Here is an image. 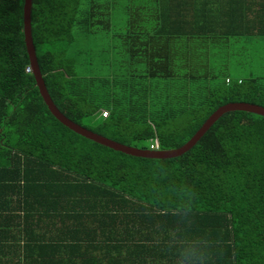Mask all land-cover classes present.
I'll return each mask as SVG.
<instances>
[{
    "label": "trees",
    "instance_id": "1",
    "mask_svg": "<svg viewBox=\"0 0 264 264\" xmlns=\"http://www.w3.org/2000/svg\"><path fill=\"white\" fill-rule=\"evenodd\" d=\"M102 1H32L38 64L70 120L128 146L172 150L224 105L264 107L258 78L226 77L222 93L212 87L193 118L152 113L177 97L154 96L144 84L195 82L192 71L174 69L185 70L182 61L194 54L187 41L264 37V0ZM24 6L0 0V264H181L186 246L197 250L198 264H264V117L227 113L174 159L137 158L88 140L51 114L27 71ZM118 6L131 81L79 76L70 57L76 29L112 31ZM203 77L212 83L219 75Z\"/></svg>",
    "mask_w": 264,
    "mask_h": 264
},
{
    "label": "rangeland",
    "instance_id": "2",
    "mask_svg": "<svg viewBox=\"0 0 264 264\" xmlns=\"http://www.w3.org/2000/svg\"><path fill=\"white\" fill-rule=\"evenodd\" d=\"M88 1L85 0V5L88 4ZM119 1L127 2L130 0H117V2ZM102 2H106V0ZM98 11L102 12L101 10ZM122 12L123 10L118 6L116 16L112 20L113 29L110 32L100 30L95 35H82L81 31L79 32L76 29L77 43L70 51V57L73 58L76 64L79 76L89 78L95 76L113 81L114 79L131 81L130 74L134 67L129 64L124 44L117 38L118 33L126 30V19ZM117 41L120 44L119 46ZM227 41L228 44H215L213 41L210 45L203 44L199 47L197 50L199 54L192 59L196 68L200 70V73L195 74L197 77L195 82L190 80V82L185 81L183 83L180 79L166 82L160 79H144L146 81L144 84L151 85L154 96H166L171 93V97L172 95L177 97H172L169 100L170 102L166 101L167 104L163 107L160 104L157 107L154 106L152 113H159L161 110L164 112L163 109L166 108L168 112L177 111V113H181L188 111L189 114L186 115L193 118L194 113L192 114V110L199 107V103L204 100V96L212 87L221 86L214 89L218 90L219 94L222 93L221 89L225 88L224 80L226 77H229L234 83L241 79L245 84L250 83L251 79L258 78V85L264 89V37H239L227 39ZM179 65L180 63H175L174 69L177 72L179 71L177 73L179 76H183L186 72L185 70H179ZM203 66H208V68H203ZM208 71L219 75L217 82L205 81L203 75H207ZM172 82L173 84H171ZM174 84H178V86ZM130 109L136 111L134 108ZM198 112L203 113L204 111L201 109ZM103 116L105 117V115ZM93 120L86 119L84 124L93 127L100 122V119ZM126 120H129V118L127 117ZM178 124L187 126L188 122L186 118L181 117ZM129 143L132 147L138 145V142L134 141ZM145 144L148 146L149 142ZM154 145L158 146V143L156 142Z\"/></svg>",
    "mask_w": 264,
    "mask_h": 264
},
{
    "label": "water",
    "instance_id": "3",
    "mask_svg": "<svg viewBox=\"0 0 264 264\" xmlns=\"http://www.w3.org/2000/svg\"><path fill=\"white\" fill-rule=\"evenodd\" d=\"M32 1L33 0H25L24 6V32H25V42L26 48L28 52V56L31 63V68L36 80L37 87L39 89L40 95L42 96L46 106L48 107L51 114L66 128L70 129L74 133L91 140L101 146H105L114 151L121 152L123 154L137 157V158H146V159H174L183 156L188 153L191 149H193L197 143L205 136V134L214 126V124L225 114L230 112H247L255 115H259L264 117V107L245 103H230L220 107L216 110L207 120L204 122L202 127L197 131V133L183 146L177 149L172 150H144L132 146H128L112 139H109L105 136L96 134L74 121L67 118L55 105L52 100L47 87L45 85L39 64L36 55L35 46L32 39L31 32V10H32Z\"/></svg>",
    "mask_w": 264,
    "mask_h": 264
},
{
    "label": "crops",
    "instance_id": "4",
    "mask_svg": "<svg viewBox=\"0 0 264 264\" xmlns=\"http://www.w3.org/2000/svg\"><path fill=\"white\" fill-rule=\"evenodd\" d=\"M249 40H252V39H249ZM213 41L212 40H205V39H194V40H190V41H187L188 47H187L186 50H189V49H192L193 50V48H194L195 49V51L193 50L194 51V54L193 55H189V56H196V55L199 54V52L196 51V50H198L201 45H203V44L210 45V44L213 43ZM224 42H225V44H228V41L227 40H224ZM189 56H185V60L182 61V65L185 66V72L186 71L187 72H191L192 71L191 73L196 74V72H198L199 70L196 68L195 63L193 62V60ZM205 67L206 66H203V68H205Z\"/></svg>",
    "mask_w": 264,
    "mask_h": 264
},
{
    "label": "clouds",
    "instance_id": "5",
    "mask_svg": "<svg viewBox=\"0 0 264 264\" xmlns=\"http://www.w3.org/2000/svg\"><path fill=\"white\" fill-rule=\"evenodd\" d=\"M155 150H159V146ZM152 150V151H155ZM199 255L194 247H184L180 253L181 264H198Z\"/></svg>",
    "mask_w": 264,
    "mask_h": 264
},
{
    "label": "built area",
    "instance_id": "6",
    "mask_svg": "<svg viewBox=\"0 0 264 264\" xmlns=\"http://www.w3.org/2000/svg\"><path fill=\"white\" fill-rule=\"evenodd\" d=\"M27 71L28 72H31L32 71V68H29ZM103 113H104L103 115H105V117H108L109 116V112L104 111ZM156 148H157V146L151 145V150H155Z\"/></svg>",
    "mask_w": 264,
    "mask_h": 264
}]
</instances>
